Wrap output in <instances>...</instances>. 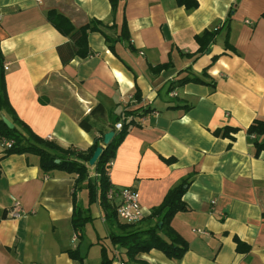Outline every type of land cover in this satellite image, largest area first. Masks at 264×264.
<instances>
[{
  "label": "crops",
  "instance_id": "0c3cea01",
  "mask_svg": "<svg viewBox=\"0 0 264 264\" xmlns=\"http://www.w3.org/2000/svg\"><path fill=\"white\" fill-rule=\"evenodd\" d=\"M196 1L198 7L188 11L177 0H118L113 14L110 0H0L9 101L36 135L80 151L112 131L115 116L136 110L109 167L115 188L139 194L144 216L135 227L147 229L152 209L190 181L183 196L187 211L171 222L189 246L182 259L160 250L137 259L264 264V151L255 155V142L264 136L247 133L264 119V0ZM51 10L76 28L103 22L88 35L89 57L63 65L58 48L70 38L51 25ZM124 19L129 41L112 51L105 34L115 38ZM215 29L221 31L215 42L198 55L196 36ZM227 33L233 49L225 47ZM187 76L204 83L179 84ZM99 106L100 115L94 113ZM84 119L90 132L80 126ZM225 128L238 131L233 138L215 134ZM88 170L93 177V167ZM75 180L58 170L44 176L34 155L4 156L0 140V264H81L69 257L75 250L83 264H102L101 245L110 247L111 264H134L124 249L110 245L117 229L99 203L101 223L95 227L92 217L78 237L72 224ZM16 202L24 212L17 219L11 213Z\"/></svg>",
  "mask_w": 264,
  "mask_h": 264
},
{
  "label": "trees",
  "instance_id": "16d2710c",
  "mask_svg": "<svg viewBox=\"0 0 264 264\" xmlns=\"http://www.w3.org/2000/svg\"><path fill=\"white\" fill-rule=\"evenodd\" d=\"M178 4L185 6L188 11L198 7L196 0H177ZM112 12L116 13L118 8V0H110ZM230 18V17H229ZM48 20L51 25L58 30L62 35L69 37L70 40L63 46L58 48V53L63 65L68 64L76 57L85 59L91 55V49L88 43V35L90 32L100 31L99 26L103 22L93 20L88 24L76 28L70 19L64 15L51 10L48 12ZM118 25L108 27L114 29ZM107 27V26H105ZM219 29L205 30L201 35L196 36V41L199 44L197 54L201 55L208 51L211 44L220 34ZM129 33L126 20L124 19L120 32L115 38L105 34V41L109 48L114 51V45L119 42H128ZM225 47L233 49L229 44L228 33L226 35ZM216 57H214V60ZM5 59L0 46V140L12 141L9 148L3 150L4 156L10 155H34L38 157L39 167L44 176L58 170L70 175H75V187L73 192V218L72 224L79 238H82V232L85 225L93 220L89 215L90 206L99 203L105 211L106 220L112 225H115L117 232L110 234L109 242L113 247H119L126 251V258L134 264H148L137 259V256L143 253H148L151 250L162 251L169 259L181 260L185 252L188 250V243L176 233L172 228L171 222L176 214L187 211V206L183 201V196L187 190L190 181L185 180L179 186L171 189L165 196L163 202L152 209L150 216L146 219L148 228L141 230L136 228V224L122 223L118 219L116 208L110 201L107 200V192L114 187L109 178V167L116 155L117 148L123 142L128 134L129 128L134 125L133 120L129 118L135 116L136 110L124 111L122 114L114 117V123H122V129L116 130L112 127L115 135L111 142L104 146L103 153L93 166L95 175H89L88 163L92 158L96 149L103 143L104 135L95 139L93 145L85 150L80 151L74 148H63L57 143L44 139L36 135L24 122H22L15 114L7 93L6 74H5ZM167 65H160L153 71L160 72L167 68ZM206 74V69L203 75ZM204 83L199 77L187 76L179 81V84L186 83ZM135 98L140 100L139 91L136 92ZM95 114L104 113V108L99 106ZM7 117L14 125L13 129H9L3 122L2 117ZM81 128L90 132L92 124L88 119L82 120ZM236 128H225L215 131L218 136L232 137V133H237ZM247 133L255 138L264 136V119L255 120L247 129ZM255 155L259 156L264 151V142H255ZM59 161L57 163L56 161ZM170 162L171 160H167ZM88 191L89 207L82 209L77 200V193L81 189ZM264 216V215H263ZM240 247L241 244L238 243ZM110 248V247H109ZM107 246L101 245L102 264H111L112 259L108 256L110 251ZM69 257L72 260H77L83 264L84 258L78 250L68 251Z\"/></svg>",
  "mask_w": 264,
  "mask_h": 264
},
{
  "label": "built area",
  "instance_id": "2783aa9c",
  "mask_svg": "<svg viewBox=\"0 0 264 264\" xmlns=\"http://www.w3.org/2000/svg\"><path fill=\"white\" fill-rule=\"evenodd\" d=\"M1 19V18H0ZM116 130L122 129V123L115 125ZM12 141L3 140L1 146L4 149L11 147ZM107 200L115 205L118 219L126 224H135L142 220L143 210L139 204V194L132 188L112 187L107 192ZM12 217L17 219L23 216L21 205L16 202L11 210Z\"/></svg>",
  "mask_w": 264,
  "mask_h": 264
},
{
  "label": "water",
  "instance_id": "95a60500",
  "mask_svg": "<svg viewBox=\"0 0 264 264\" xmlns=\"http://www.w3.org/2000/svg\"><path fill=\"white\" fill-rule=\"evenodd\" d=\"M2 119H3V122L6 124V126L9 129H13L14 128L13 123L7 117L3 116ZM114 135H115V132L114 131H110V132H108V133H106L104 135V137H103L104 138L103 145L99 146L96 149V151L94 152L92 158L90 159V161L88 163V165L90 167H93L96 164V162L98 161V159L100 158V156L103 153L104 146L108 145L111 142V140L113 139ZM56 162L59 163L58 160Z\"/></svg>",
  "mask_w": 264,
  "mask_h": 264
},
{
  "label": "rangeland",
  "instance_id": "374dc122",
  "mask_svg": "<svg viewBox=\"0 0 264 264\" xmlns=\"http://www.w3.org/2000/svg\"><path fill=\"white\" fill-rule=\"evenodd\" d=\"M87 202H88V192L86 190H83L79 195V206L82 209H86V207H88ZM101 211L102 210H100L98 203L90 207L89 215L94 218L93 223L95 224L94 225L95 227L97 226L98 223H101V219H103V216L99 215L101 214Z\"/></svg>",
  "mask_w": 264,
  "mask_h": 264
}]
</instances>
